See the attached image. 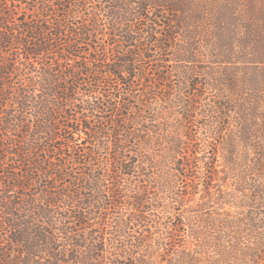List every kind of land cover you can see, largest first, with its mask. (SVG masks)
I'll use <instances>...</instances> for the list:
<instances>
[{"label": "trees", "instance_id": "16d2710c", "mask_svg": "<svg viewBox=\"0 0 264 264\" xmlns=\"http://www.w3.org/2000/svg\"><path fill=\"white\" fill-rule=\"evenodd\" d=\"M11 2L14 5L5 11L0 0V42L7 44L5 47L0 44V147H6L4 156L18 165L11 166L5 189L0 190V207L9 210L3 221L6 239L2 240L0 264H224L226 261L264 264V0ZM15 14H19L16 18L22 21L20 24L12 20ZM85 14L88 19L84 18ZM93 33L113 38V53L90 57L93 61L73 54L82 37ZM16 46L20 48L15 59L18 66L15 70L19 72L17 85L16 82L6 83L12 69L3 58ZM143 50H153L155 54L146 56ZM164 51H169L174 61L166 66ZM51 54L57 59V65H46L43 57ZM83 59L85 63L74 64ZM68 60L73 62L68 63ZM145 61L154 72L159 71L158 80L164 84L157 86V79L152 81L149 65H142ZM63 67H72L74 71L68 73ZM98 76H104V80L100 81ZM112 76L117 77L119 84L112 85L109 81L107 91L112 95L116 93L111 101H106L104 95L103 102V96L95 94L101 83L106 85V78ZM76 77L84 80L81 89L86 95L81 98L64 94L69 89L67 79ZM139 81L144 91L136 97L131 87L138 86ZM203 86L213 91L201 93ZM158 88L169 90L168 94H162L166 101L161 102V110L156 114L163 115L162 120L151 118L150 127L136 125L135 130L148 136L151 132L159 133L160 151L132 150V146L139 144L136 139L133 145L127 144L126 139L108 145L106 139L120 132L108 133L105 130L108 119L97 113L106 108L119 110L121 101L127 102V94L146 106V97L152 96ZM157 96L155 93L153 97ZM3 97H7L6 103L1 101ZM204 98L209 101L207 105L200 102ZM66 101L78 104L81 111L88 114L85 119H73L77 123L75 127L68 121L71 117L59 119L65 118L62 112L67 104L69 106L63 103ZM166 103L170 104L169 108L181 111L182 123L169 125L178 120L167 115L170 109ZM199 111L203 118L200 124L197 123ZM134 112L140 113L139 110ZM118 118L128 119L124 114L115 115L114 127H120ZM91 119L97 129L95 133L88 122ZM190 120L204 128L205 133H217V151L212 152L214 160L205 159L211 143L204 149L184 152L188 133L182 130L183 121L187 124ZM19 131L22 135L15 134ZM123 132L143 139L134 131L124 129ZM94 137L98 138L97 149L106 152L103 161L99 160L100 170L106 169L109 161L120 169L136 170L148 164L138 157L149 155L151 167L159 168L172 162L171 170H162L161 179L175 187L179 180L187 177L192 163L199 164L201 169L205 167L220 181L217 192L208 193L217 200V211L206 218L202 228L187 224L184 212L190 201L187 203L188 196L182 191L178 193L177 189L173 198L181 208H174L163 225L160 212L152 211L154 216L147 218L137 213V207L145 208V204L151 203L152 207L148 208L159 210L168 206L160 204L156 196L145 197V190L140 187L133 189L139 192L138 197L130 198L136 206L133 207L134 218L138 224L154 231L152 235L141 233L145 239L138 242V250L137 245L132 244L135 252L128 245L125 251L115 252L114 238L97 235V229L105 225L94 202L103 201L99 193L106 186L114 195L119 187H125V180L118 174H112L107 180L103 177L107 184L102 181L95 185L93 192V187L88 185L91 177L77 170L78 166L87 168L91 154H96L95 150L89 152L90 145H86L92 144ZM152 140L145 138L149 148ZM3 162L4 157L0 155V164ZM34 170L46 179L65 176L69 182L65 183L66 196L71 186L75 187L70 195L72 203L61 209L63 214L58 211L61 205L56 201V192H45L44 205L38 194L25 197L26 194L21 193V198L28 199L29 207L24 211V202L8 204V193L15 190L14 187L26 188L22 181H33ZM125 196L118 195L119 198ZM98 207L99 212L105 210L104 206ZM11 208L17 212L11 213ZM56 213L58 218L54 216ZM72 220L80 221L82 226L73 229ZM123 227L122 223L115 222L110 233L121 232ZM87 228H91L90 235L83 232ZM177 236L183 238V243L175 241ZM192 238L201 239L197 245L214 247V252L207 254L206 249L198 250L197 245H192ZM154 255H157L155 260Z\"/></svg>", "mask_w": 264, "mask_h": 264}, {"label": "rangeland", "instance_id": "374dc122", "mask_svg": "<svg viewBox=\"0 0 264 264\" xmlns=\"http://www.w3.org/2000/svg\"><path fill=\"white\" fill-rule=\"evenodd\" d=\"M8 3V5H7ZM23 5L25 3H22ZM14 3L11 2V0H8L6 2V0H3V7L5 9V11H8L11 7L13 6ZM19 14H15L14 17L12 18L13 21H16L15 24H20L22 21L20 19H17L16 17ZM23 17V16H22ZM84 18H89L88 14L84 15ZM9 25V24H7ZM90 29L93 30V27H89ZM106 31H108L106 29ZM110 32V31H109ZM107 37V38H106ZM103 36L101 34L99 35H95V33L91 34H87L86 36L82 37V40L80 41L79 44H77L73 50V54L76 55H83L85 57H87L88 59L92 60L91 58H93L96 55H100L105 57V55H109L111 53H113L112 51V42L114 41L113 38H108V36ZM0 44L5 47L7 44L4 42H0ZM153 48V47H152ZM19 47H12V50H10L9 54H6L5 56H3L4 60L9 64L10 68L12 69V72L10 74H8L7 78H6V83H10L13 84L12 82H16V85L19 81V72L17 73V71L15 70V68H17L18 66H16L17 62L15 61L16 57L19 55ZM116 49V47L114 48ZM154 49V48H153ZM119 50V49H118ZM143 55H152L155 54L153 50H143ZM91 57V58H90ZM132 56L129 55V57L127 58H131ZM163 64L164 66H166L168 63L174 62L173 60H171V55L169 54V51H164L163 53ZM44 61L47 63L46 65L50 64H54L57 65L55 62L57 61V59L54 57L53 54L43 57ZM86 59V61L88 60ZM16 62V64H15ZM69 62H73V61H69ZM95 62V61H94ZM85 63V59L81 60L80 62H74L75 65L77 64H83ZM29 65V64H28ZM142 65L144 66H148L149 62L145 61L142 63ZM67 66V65H66ZM136 67L139 66L138 63L135 64ZM57 68H59V66H57ZM64 71L66 70L68 73H73L74 69L72 67H63ZM148 72H149V76H151L150 78L152 79V81H157L159 83H157V86H161L162 84H164V82L162 80H158V72H154L155 70H152V67L149 65L148 68ZM19 71V70H18ZM23 73V72H22ZM101 77L99 78L100 81L104 80V76H98ZM117 77L112 76V77H108L106 78L107 82L106 85H104V83H101L100 89L97 91V93L95 95H101L103 96L102 101L104 102V95L106 98V101H108L111 96L115 95L116 91L113 92V95L111 94V92L107 91L108 89V84L109 81H111L110 83L112 85H117L119 84V82L117 81L118 79H116ZM135 79V78H134ZM68 84L67 86L69 87L68 91H65V93H68L70 96H75L77 98H81L83 96L86 95V91L84 89H81V85L84 83L83 78L80 77H76V78H68ZM20 86V84H18ZM138 86H134L131 87V89H133V94L137 97L140 96L142 91H144V87H142L141 81L137 82ZM76 87V88H75ZM88 87V86H86ZM78 89V90H77ZM78 91V93H77ZM168 89H156V91L154 92V94H152V96L146 97V106H144L143 103H141L140 101L137 100V98H135V96H131V95H125V97H127V102H122L121 101V108H119V110L117 109L116 111L111 110L110 108H106V110H103L104 112H99L97 113L98 115L104 116L105 120L108 122L106 124V131H109L108 133H114V132H120L118 134H116L115 137H120V138H115V137H109L106 139V142H108V145L112 146V142L114 141H118L119 139H126L127 140V144L129 145H133L134 140H139V144H137L136 146H132L131 149L132 150H138L141 149L142 151L146 150L149 152H153L156 153L157 151H160V144L157 140V138L160 136L159 133L157 132H151L149 134V136L147 135V133L143 134L141 132H139L138 130H135V126L137 125V127L142 126V127H150V120L151 118H158V121L162 120V116L163 115H159L157 116L156 114L161 110V102L164 103V101L162 99V94L166 95L168 94ZM189 90L187 89V95H189ZM201 93H205V94H210L211 91H213V89H207L204 86L200 88L199 90ZM62 93V92H61ZM155 93L158 95L157 97H153L155 96ZM208 95H206L207 97ZM114 97V96H113ZM213 98H211L212 100ZM112 100V99H111ZM109 100V101H111ZM4 103H6L7 101V97H3V99L1 100ZM202 104L207 105L209 101H206L205 98L202 99V101H200ZM65 103H69L66 105L65 109L62 112L63 117L65 118H59L61 120L66 119L67 116L71 117V120H68L71 125H73V127H75L77 125L76 121H73V119L75 120L77 117L79 119H85L87 117V113L81 111V108L78 107L77 105H74L73 102L70 103V101H66L63 102ZM108 102H106L107 104ZM168 108L170 107L168 103L165 104ZM154 108V111L151 109ZM139 110L140 113L136 114V112H134V110ZM170 111H168L169 117L174 119H177L178 121H174L171 124H169L170 126L174 127V125L176 124H180L182 122H180V112L174 110L173 108H169ZM156 111V112H155ZM155 112V113H154ZM154 113V114H153ZM118 114H124L126 115V117H128V119H121L118 118L117 120L120 122V127H114V123L113 120L115 115ZM196 114V113H195ZM91 115V114H90ZM202 112L199 111L198 112V120L197 123L200 124L203 122V118L201 117ZM145 118H148V121H145ZM90 123V127H92V130H94L93 133H95L96 126L94 125V121L93 119H91L90 121H88ZM191 123H185L183 121V125H181L182 130H184V133H188L185 139V143H184V152H192L194 151L196 148H202L204 149L207 145V143H211L212 148L208 147V149H206L207 152L206 154V160L212 161L213 159V154L212 152L214 151V149L217 151V133H205V129L204 128H200L197 127L195 124H193L192 120H190ZM162 124V123H160ZM165 126V124H162ZM30 129V128H28ZM96 129V130H95ZM126 129L128 131H134L135 135H140L143 139H138L136 138V136L133 135V133L131 132H123V130ZM31 132H32V128H31ZM123 132V133H122ZM16 135H22V133L19 132H15ZM147 135V136H146ZM153 135V137H152ZM165 137V136H164ZM197 137L199 138L197 140ZM145 138L149 139V138H153V142L151 143V148H149L148 145V141H145ZM92 144L87 143L86 145H90V148H88L89 152L95 150L96 154H91V159L89 160V158H87L89 160V166L87 168L84 169H79L78 166V171L79 170H83L85 172L88 173V175L91 177V180H89L88 185L90 187H93V189H96L95 185H99L102 181L107 180V179H111V175L112 174H118L122 177H124V184L125 187L121 188L119 187L117 189V192L113 195L111 194V192H109V190L107 191V186L105 188V190L103 189L102 192L106 194V196H104V194L102 192L99 193V195L101 197H103V201H101L100 203L98 202H94L95 204V209L99 214V218L100 216H102L103 218V222L102 224L105 225L104 228H98L97 229V235L103 236V237H107V236H111L112 238H114L113 240L116 242L115 245V252H119V251H125L126 247L125 245H128V247H131V251L135 252L136 249L134 248V246H132L133 243H135L136 245L138 244V242H142L145 237L143 236V234H141L142 232H145L147 235H152L153 233V228L149 227V226H145L144 224H138V221L135 220V216H136V211H134L133 207H136L135 205H133V201L130 199L131 197H138L139 192L134 191L133 189H138V187H140L141 189H144V196L149 198V197H158L160 198V204H166L168 207H162V209L159 210H152L149 207H152L151 203H147L145 204V208L143 207H137L138 211L137 213L150 218L151 216L153 217L154 215H152V211H156V212H160L161 216L159 217V219H161V221H163V225L168 222V216L171 215V212H173L174 208L175 209H180L181 205L179 204V202H176L173 198V196L175 195L174 191H178V193H180L181 191L184 192L187 196H188V200L187 203L189 202V205L186 209V211L184 212L185 215V219L187 221V224L189 223L190 225H193V227H198V228H202V224H204L203 222H206V218L210 217L212 215L215 214V212L217 211V200L214 199L213 197H211L210 195H208V193L212 192H217V187L220 185V181L219 179H217V175L213 177V175H211L209 173V171L206 170L205 167H203L202 169L198 167L199 164L196 165V163H192L193 168H190L187 171V177L183 178V180H179L178 181V186H170V184H165V180L163 181L161 179V172L162 170L164 172H167L168 170H171L172 166V162L171 163H165L162 164L161 167L157 168V167H151V163L149 162L151 157L149 155H147L146 158H144L145 156L140 155V157L138 158H143L144 160L148 161L147 166L146 165H141L139 166V169H133L130 167H127L126 169H120L118 168L113 161H109L108 167L106 169L100 170V168L98 167V163L99 160L103 161V157L106 154L104 149H100L98 150L96 147V142L98 141V138H92ZM104 138H101L100 141H103ZM91 141V138H90ZM206 143V144H205ZM56 145H58V142L55 143ZM6 147H0V155H2V157H4V162L2 164H0V190H4L5 189V183H7V177L8 175H11L12 173V169L11 166L13 165H18L17 163H11V161L8 160L7 156H4L5 154H7V152L5 151ZM102 151V152H101ZM142 153V152H141ZM140 153V154H141ZM187 153H185L187 155ZM40 155L42 156L43 154L40 152ZM132 157L133 155L130 154ZM105 160V159H104ZM84 161V160H83ZM82 161V162H83ZM194 161V159L192 160ZM197 166V167H196ZM141 171V172H138ZM74 173H76V171H73ZM33 176L34 179L32 180H23L22 182L27 186L26 188L22 189L20 187H14L15 190H12L8 193L9 197V203L8 204H23L24 206V210L28 209L29 205H28V199L27 198H21L20 195L21 193H25L27 197V195H31V194H38V199L41 201V204L43 203V205L46 202V196H45V192L46 193H54L56 192V194H58L57 197V202L58 204L61 205V208L58 209V211H60V214H63L62 210L64 207H68L67 204H71L72 200H70V195L73 193V187L71 186V192H68V196H66V193L68 191V189L66 188V184H68L69 182H66V180L64 179L65 176H63L62 178H58L57 180L54 178H48L46 179L44 177L43 174H41V172H38L37 170H34L33 172ZM196 176L195 180L193 181V178ZM105 178L104 180H102V178ZM164 178V177H163ZM68 179V178H67ZM93 179V180H92ZM165 179V178H164ZM71 180V178H70ZM140 180H142V182H140ZM66 183V184H65ZM103 183L107 184V181H104ZM84 184V183H83ZM82 184V185H83ZM165 185L166 187L161 189V187ZM210 187V189H209ZM75 188V187H74ZM95 189L93 190V192L95 191ZM97 191V190H96ZM11 193V194H10ZM126 195L125 197L119 198V196L122 195ZM15 195V196H14ZM73 195V194H72ZM55 196V195H54ZM96 196H98V194H96ZM98 198V197H97ZM116 200L118 201L116 204ZM198 203L197 205H192L191 203ZM98 206H104L105 210L103 212H99V207ZM92 208V207H91ZM165 208V209H164ZM150 209V210H149ZM22 211V212H23ZM9 210L8 209H4L2 207H0V249L2 247V240L6 239V235H3V229H4V220L6 219V215L5 213H8ZM12 212H17L14 208H11V213ZM58 213H56L54 216L56 218H58L57 216ZM162 214H164V217L162 216ZM157 216V215H156ZM130 220H132V222H129ZM72 224L70 226H72L73 229H76L77 227L82 226L80 224V221L76 220H72ZM78 221V222H77ZM111 222H117L119 224L122 223L124 225L123 229H121V232H113L110 233L112 231V225L114 223L111 224ZM165 222V223H164ZM128 223V224H127ZM107 225V227H106ZM114 231V230H113ZM88 233V235H90L91 233V228H87L86 231H83ZM132 239H136V242H132ZM183 238H181L180 236L176 237V242L177 243H183ZM192 245L195 247L197 245V243H199L198 238H192ZM91 248V246H88ZM71 248V247H70ZM138 245H137V250H138ZM197 249H206L207 254H211L214 252L215 248L214 247H207L204 244H200L197 245ZM124 253V252H123ZM157 255H154V260L156 259ZM226 261V260H225ZM227 262V261H226ZM224 263V264H233V262L229 263Z\"/></svg>", "mask_w": 264, "mask_h": 264}]
</instances>
